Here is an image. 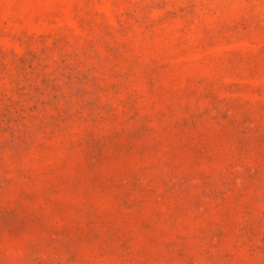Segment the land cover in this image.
Returning <instances> with one entry per match:
<instances>
[{"label": "rangeland", "instance_id": "obj_1", "mask_svg": "<svg viewBox=\"0 0 264 264\" xmlns=\"http://www.w3.org/2000/svg\"><path fill=\"white\" fill-rule=\"evenodd\" d=\"M0 264H264V0H0Z\"/></svg>", "mask_w": 264, "mask_h": 264}]
</instances>
